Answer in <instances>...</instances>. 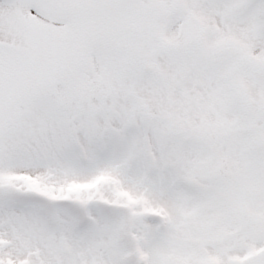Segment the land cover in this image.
I'll return each mask as SVG.
<instances>
[{
    "label": "snow or ice",
    "instance_id": "1",
    "mask_svg": "<svg viewBox=\"0 0 264 264\" xmlns=\"http://www.w3.org/2000/svg\"><path fill=\"white\" fill-rule=\"evenodd\" d=\"M0 264H264V0H0Z\"/></svg>",
    "mask_w": 264,
    "mask_h": 264
}]
</instances>
